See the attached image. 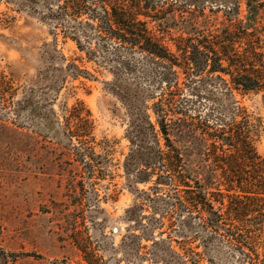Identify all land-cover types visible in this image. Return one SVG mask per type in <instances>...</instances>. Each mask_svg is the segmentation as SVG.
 I'll return each instance as SVG.
<instances>
[{"label":"rangeland","instance_id":"obj_1","mask_svg":"<svg viewBox=\"0 0 264 264\" xmlns=\"http://www.w3.org/2000/svg\"><path fill=\"white\" fill-rule=\"evenodd\" d=\"M67 1L34 0L41 12L35 14L23 0H0V264H245L233 241L212 237L195 213L175 208L172 187L155 189L128 173L133 122L144 105L155 124L160 97L121 98L113 84L145 85L157 96L164 84L138 55L133 71L119 66L113 42L84 24L92 23L88 16H43L47 6L59 14ZM212 1L207 5L216 9ZM167 3L178 22L164 15L169 39L179 36L188 14L185 0ZM205 13L210 25L225 23L224 10ZM149 26L159 36L166 32L150 20ZM257 36L264 48V31ZM216 77L201 84L198 110L225 119L235 106L246 109L264 155V93L224 96ZM76 127L86 136L81 141L70 138ZM138 207L140 225L127 214ZM250 246L243 251L264 264V244Z\"/></svg>","mask_w":264,"mask_h":264},{"label":"trees","instance_id":"obj_2","mask_svg":"<svg viewBox=\"0 0 264 264\" xmlns=\"http://www.w3.org/2000/svg\"><path fill=\"white\" fill-rule=\"evenodd\" d=\"M23 1V7L41 13L34 0ZM167 1L68 0L58 7L59 14L52 6L42 13L52 19L88 16L92 23L84 24L113 42L119 66L133 71V59L138 55L157 68L164 84L159 96L145 85L113 84V92L121 98L145 93L151 99L160 97L153 110L155 124L148 108H139L126 170L135 174L137 183L153 182L155 189L172 187L176 209L195 213L212 237L233 241L246 256L245 264H257L243 248L252 251L253 242L264 244V155L257 148L259 130L240 106L224 119L211 118L213 112L201 113L196 103L201 99V84L214 75L223 82L224 96H233L234 91L264 93V48L257 36L264 31V25H258L264 19V0H243L246 15L242 20L241 0H224L222 4L213 0L216 9L206 0H185L188 16L179 21V36L170 34L169 39L165 33H171V28L162 21L172 15L178 22L174 6H168ZM208 7L211 14L224 10L221 28L210 25L211 16L205 13ZM149 20L166 32L157 35ZM121 50L130 55L124 57ZM84 137L77 127L70 135L77 140ZM138 210L140 207L132 208L127 214L131 222L140 225Z\"/></svg>","mask_w":264,"mask_h":264}]
</instances>
